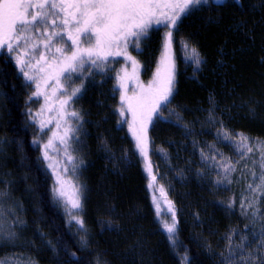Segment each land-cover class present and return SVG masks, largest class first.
<instances>
[{"label":"trees","instance_id":"16d2710c","mask_svg":"<svg viewBox=\"0 0 264 264\" xmlns=\"http://www.w3.org/2000/svg\"><path fill=\"white\" fill-rule=\"evenodd\" d=\"M183 39L201 53L199 67L185 64L180 50ZM163 41L150 37L135 51L145 80L160 63ZM171 55L175 87L147 134L157 195L159 144L176 140L205 108L214 112L225 129L243 134L254 144L264 142V0H241L240 7L223 14L189 16L173 30ZM120 66L113 62L109 70V106H77L83 130L75 147L82 140L84 147L82 157L75 150L84 189L81 229L67 222L53 197L51 178L44 168L50 153L45 159L46 149L36 143L43 120L41 106H24L30 98L20 79V67L15 79L14 68L1 62L0 264H185V257L187 264H217L205 247L211 235L202 234L223 235L231 224L245 225L238 202L254 171L250 165L245 170L237 168L232 183L222 189L191 180L177 183L173 196L163 195L177 219L175 243L169 240L152 206L149 177L132 152L134 139L121 119L115 71ZM98 98L93 90L90 104ZM98 132L105 135L112 152L129 148L131 163L120 160L116 165L109 160L106 164L94 149ZM50 146L47 149L54 153ZM107 212L116 217L118 231L98 224Z\"/></svg>","mask_w":264,"mask_h":264},{"label":"snow or ice","instance_id":"6c2138e0","mask_svg":"<svg viewBox=\"0 0 264 264\" xmlns=\"http://www.w3.org/2000/svg\"><path fill=\"white\" fill-rule=\"evenodd\" d=\"M209 0H0V51L7 50L9 54L16 53V64L20 71L29 81L37 79L30 72H44L41 61L47 63L45 53L39 54L36 59L35 53L42 44L46 51H51L53 42L59 38L61 45L55 48L59 57H54L53 62L48 63L47 67L54 74L57 84L64 91L68 88L61 83L60 77L66 76L71 79L72 73H83L86 65L101 67L109 56H124L131 61L133 72L131 75L125 74L121 80V89L125 88L124 80L136 79L138 81L137 70L138 62L129 51V45L139 49L142 38L149 34L152 26L163 25L168 30L163 41V52L156 73L147 87L140 85V93L128 96L126 91H122L121 104L126 105L128 111L132 112L133 123L129 125L133 136L136 139V147L140 153L147 156V125L152 121L154 115L159 114L162 106L169 102L175 87V63L171 55L173 43V30L177 28L182 18L193 8L201 4H207ZM70 44L64 42V39ZM39 43H33V41ZM87 44L86 47L82 46ZM31 45V47H29ZM187 49L189 45L184 43ZM23 49V51H21ZM194 63L199 67L201 63L200 55L196 48L190 49ZM28 56L25 60L23 57ZM35 59V64L31 61ZM29 70L26 71L25 69ZM52 78V77H50ZM83 88V84L72 87L70 95L61 101V107L67 105L73 97H76ZM40 84L37 83L39 95ZM125 107L120 108L123 116ZM72 116L78 113L72 112ZM138 123L139 128L134 127ZM67 136V132L65 133ZM224 139L231 140L232 137L225 131ZM65 142L66 141H62ZM236 150L245 156L253 152V147L249 138L240 134ZM51 144H46L47 149ZM256 151L261 154V161L264 162V142L257 141ZM45 151V159H48ZM69 161L73 158L69 155ZM53 165L50 163L49 167ZM224 172L234 171L230 163L222 165ZM262 173H264V163H262ZM150 181L149 188L153 187L156 176L152 174L151 164L147 165ZM255 175V174H254ZM261 183L253 188V191L264 195V175L258 177ZM252 188V186H249ZM60 196L64 193L56 190ZM160 191L164 193L163 186ZM155 202V197L153 198ZM252 205L250 204L249 207ZM73 209H80L79 198L71 202ZM171 213V223L164 222V229L168 233L170 241L175 243L176 237V215L171 202L169 209ZM157 214H160L157 205ZM76 222L84 227V222L78 217H73ZM264 235V234H262ZM261 248H264V240L261 241ZM241 249L245 247L242 243ZM233 253L230 248V256ZM242 264H264V256L254 257L251 252L246 256L241 255ZM185 264L187 258L185 257Z\"/></svg>","mask_w":264,"mask_h":264},{"label":"rangeland","instance_id":"374dc122","mask_svg":"<svg viewBox=\"0 0 264 264\" xmlns=\"http://www.w3.org/2000/svg\"><path fill=\"white\" fill-rule=\"evenodd\" d=\"M180 43V50L185 58V64L195 66L196 64L192 59H189V57L191 56L190 49L192 47H196L187 39L181 40ZM184 43H187L189 45L187 49L184 47ZM136 50L137 48H135L133 51L134 53L131 54L133 57H135L136 55ZM21 51H23V49H21ZM197 51L199 53L198 49ZM199 55L201 58V65L203 59L201 53H199ZM112 57L113 56H109V59ZM122 57V68H117V70H115L117 76L116 78L118 81L117 83L119 84L118 88L120 90L119 92H117V101L119 102V106L125 107V112L123 116L121 115V119L122 122L127 123L129 134L132 139H134L135 146L132 152H134L135 150L138 158H140L141 160V164L145 174L149 177V173L147 170V165L149 163L151 164L152 174L155 175L150 155L147 151V156L145 157L136 147V139L129 128V125L133 123V115L132 112L127 110L126 105L121 104L120 97L122 91H126V94L128 96L139 94L140 85L147 87L149 82L152 81L156 70L154 71V73H152L151 77H149L148 80H145L144 69L141 74L138 68V81L136 79H126L123 81L125 84V88L121 89V80L118 78V74L119 77H124L126 73L131 75L133 72V65L131 61L126 60L124 56ZM105 64L106 63H103L101 67H94V69L98 71H105L108 68ZM110 65L111 63H109V69L112 68V66ZM43 66H45V71L41 72V77L43 78L44 82L40 85V94L39 96L37 95V98L41 101L46 99L58 101V98L61 95L59 88L58 90H53L52 86H50V84L46 81V78H54V74L48 69L47 64H43ZM85 67H90V65H86ZM77 74L78 73H72L71 79H68L66 76L60 77V79L65 78L64 80L66 84H63L68 88V90L66 91V98L68 95H70L71 88L76 87L72 85L71 80L72 77L76 76ZM34 81L35 84H37L36 80ZM104 81L105 80H103V82ZM109 82H111L110 79ZM105 83L99 84L100 91H98L99 98L97 103L98 105L99 103H103L102 106H109V91L103 87ZM50 92L51 97L49 96ZM66 98L60 97V104L61 101ZM74 98L75 97H73L71 101H73ZM71 101L63 108L61 106H53V108L55 109L54 114L49 112L48 115H50V118L49 120H47V127L51 129V131H41L42 123L38 125L39 129H37V132L39 133V137L36 140V143L38 146L44 147L45 144L41 145L43 142H52L51 146L53 147H50L52 148V151L54 153H51L49 149H46V151L50 153L49 155L51 158L44 168L51 178V187L55 203L61 207L69 224H74L78 228H81V226L76 222V219H73V217L75 216L83 220L81 214L84 208V189L83 184L80 182L81 179L79 178V175L82 173L81 161L78 160L75 152V150L80 151L81 157L84 152L83 140L82 144H78L77 148L75 147V144L79 143V140L82 139L83 122L81 111L77 109V106L71 104ZM47 106L48 104L43 106L41 109V113L45 116V119H47ZM72 112H76L78 113V115L72 116ZM198 115L199 118L191 123V125L188 124L187 129H183L176 140L165 139L159 144L157 148V159L160 161L159 163L161 170V178L158 190L159 195H157V193L155 192V183L153 184L152 188H148L153 201L152 206L156 214L157 205H159L160 214H157V216L161 220L162 229L168 237V233L165 231L163 225L164 222L171 223V213L168 211L169 204H167V201L163 199V195H171L173 193L174 186L177 183L181 185V183H184L185 181L198 180L199 182L208 184V186H210L211 188L222 189L232 183L233 174L237 168L241 167L243 168V170H245L244 168L250 165L254 169V171L252 172V176L248 184L245 185V191L244 194L242 192V198L240 197V201L238 202V210L240 213L238 214L241 216L242 220L245 221V225L243 227H235L231 224L228 230H226L223 235L213 233L207 235L205 232L202 235H211V240L207 239V241H205V247L207 246L206 249H208L213 259L217 260V264H242L241 255L246 256L249 252H251L254 257L264 256V248H261L259 246L261 241L264 240V235H262L264 234V195H261L260 192L253 191V188L261 183L258 177L264 175V173H262L261 167L262 163H264L261 161V154L258 151L257 153L254 152L256 151L255 149L257 148V144H254L249 139V142L252 143L251 145L254 150L253 152L242 156L241 153L236 150L237 144L234 143V141L239 140L240 133H235L233 131L225 129L223 123L218 120L217 116H215L214 112L211 111V109L205 108L204 110H201ZM155 117L156 115L153 116L152 121L147 125V134L155 120ZM134 127L138 129L139 124H134ZM54 130L63 131V133L61 134L63 135V138L61 139L57 136L53 138V135L51 136V134ZM40 131L42 132V134L40 133ZM225 131L232 137L231 140L224 139L223 133ZM66 132L67 136L65 135ZM107 134L109 135V131H107ZM95 137L96 138L94 141L96 143L94 149L95 151L99 152V155L101 156L103 161L105 159L106 164L109 163V160L113 161L116 165L119 162L121 164V161L124 164L131 163L129 148H120L119 152H112L113 150H110L109 144L107 143L108 140L105 138L104 134L100 135V132H98V134H95ZM61 140L66 141V143L62 142ZM54 141L55 144H53ZM69 155L73 158L71 161H69L68 159ZM50 163L53 165L52 167H49ZM225 163H230L234 167V171L226 174L222 167V165ZM104 168L106 169L107 167L104 166ZM250 185L252 186V188L249 187ZM161 186H163L164 193L160 191ZM56 190L62 191L64 195L60 196ZM171 196H173V194ZM154 197L155 202L153 199ZM77 198H79L80 200L81 208L73 209L71 207V202ZM250 204L252 205L251 207H249ZM106 214V216L101 215L99 217L100 220L98 221V224L106 229L118 231L120 225L117 226L116 217L113 215L109 217L108 212ZM217 235L219 236V238H216ZM242 243L245 245L243 249L238 247ZM230 248L231 252L233 253L231 256Z\"/></svg>","mask_w":264,"mask_h":264},{"label":"flooded vegetation","instance_id":"af4514ba","mask_svg":"<svg viewBox=\"0 0 264 264\" xmlns=\"http://www.w3.org/2000/svg\"><path fill=\"white\" fill-rule=\"evenodd\" d=\"M241 6V0H209V3L207 4H201L198 7L193 8L188 14H186L181 21H184L185 19H187L189 16H193V15H200V14H209V13H217V14H223L226 12L231 11L232 9L236 8V7H240ZM180 21V22H181ZM168 29L166 27H164L163 25H153L152 28L149 30V34L147 37L142 38L141 42H140V46H144V42L146 39H149L150 37H157V38H164L165 33ZM66 40V41H65ZM64 42L67 44H70V41H67L66 37L64 39ZM33 43H39V41H33ZM53 47L51 49V51H46L43 47V45L41 44L39 49L35 52V53H30V55H35L36 59H39V54L40 53H45L46 55V59H47V63L45 61H41V66H43V64H48L53 62L54 57H59V53L55 52V48L58 46H62L61 42L59 40V38H56L53 42ZM84 47L87 46V44L85 43L84 45H82ZM29 47H31V45H29ZM134 48L131 44L129 45L128 51L130 54H133L134 52ZM140 48V47H139ZM140 55L143 53V51L139 50ZM16 53H12L9 54L7 52V50H2L0 51V70H1V62L3 64H5L6 66H10V68H14L13 69V73L15 76V79H17V64H16ZM25 60H28L29 57L28 56H24L23 57ZM7 61H9V63H7ZM36 60L33 59L31 61L32 64H35ZM113 62H119L120 64L123 62V57L122 56H113L112 58L108 59L104 62L106 63L105 65H107V70L105 71H98L95 70L94 67L90 66V67H85V70L83 73H78L76 76L72 77L71 83L72 85L78 87L81 84H83V88L80 91V93L77 94V96L74 98L73 101H71V104H73L74 106H102L103 103H98L95 102L94 104H90V98H91V92L93 90H96L97 92L100 91L99 89V84H103V87L105 89H108L109 91V70H112V68L109 69V63H111L110 66H112ZM129 64V63H128ZM139 64V70L142 74V68L140 65V62L138 61ZM45 68V66H43ZM120 68H122V64L120 66ZM26 71H28L29 69L26 68ZM50 70V69H49ZM51 71V70H50ZM102 72V73H100ZM20 79L26 83L27 86V95H29V102H26L24 104L28 105V106H41L39 111H40V116L43 120H42V124H41V131H51V129H49L47 127L48 125V121L50 118V115H48V113H53L55 109L53 108V106H61L59 99L60 97L66 98V91H64L62 88H60V86L57 84L56 79L52 78H46V81L50 84V86H52L53 90H60L61 95L58 98V101H52L50 99H46V100H39L37 98V95H35V93L37 92V84H35V81H29L26 79V77L24 76L23 72H20ZM30 74L34 75L37 77L36 82L39 83L41 85V83L44 82L43 78L41 77V72H37L35 73V71L30 72ZM65 78L60 79L61 83H65ZM103 79L105 80L103 82ZM63 80V81H62ZM66 84V83H65ZM34 90V93H33ZM109 95V92H108ZM39 96V95H38ZM49 96L51 97V92L49 94ZM54 100V99H53ZM100 100V99H99ZM44 104V105H43ZM46 107L48 109V111L46 112V116L47 119H45V116L41 113V109L43 106L47 105ZM40 131V133L42 134V132ZM63 133V131L60 130H54L53 133L51 134V136L53 135V138L60 137L61 134ZM56 140V139H55ZM63 141V140H61ZM55 143V142H54Z\"/></svg>","mask_w":264,"mask_h":264}]
</instances>
